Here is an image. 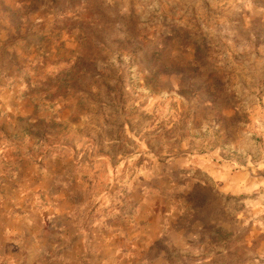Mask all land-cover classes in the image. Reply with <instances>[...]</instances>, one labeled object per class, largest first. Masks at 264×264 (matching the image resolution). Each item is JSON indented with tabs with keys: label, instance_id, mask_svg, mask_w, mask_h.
<instances>
[{
	"label": "rangeland",
	"instance_id": "1",
	"mask_svg": "<svg viewBox=\"0 0 264 264\" xmlns=\"http://www.w3.org/2000/svg\"><path fill=\"white\" fill-rule=\"evenodd\" d=\"M0 264H264V0H0Z\"/></svg>",
	"mask_w": 264,
	"mask_h": 264
}]
</instances>
